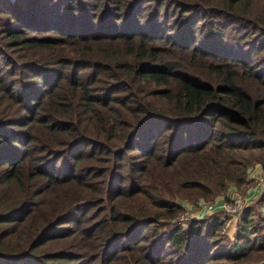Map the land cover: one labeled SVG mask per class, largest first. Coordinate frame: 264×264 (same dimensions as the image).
Listing matches in <instances>:
<instances>
[{"label": "trees", "instance_id": "1", "mask_svg": "<svg viewBox=\"0 0 264 264\" xmlns=\"http://www.w3.org/2000/svg\"><path fill=\"white\" fill-rule=\"evenodd\" d=\"M254 164L264 0H0V264H262L264 216L173 223Z\"/></svg>", "mask_w": 264, "mask_h": 264}, {"label": "rangeland", "instance_id": "2", "mask_svg": "<svg viewBox=\"0 0 264 264\" xmlns=\"http://www.w3.org/2000/svg\"><path fill=\"white\" fill-rule=\"evenodd\" d=\"M202 33H204V31ZM250 38H251V36L247 35V43H250ZM61 164H62V162L59 161L56 167L60 168ZM251 170H252V172L253 171H256V172L259 171L260 172L261 171L260 170V164H254L253 167L251 168ZM261 172H263V171H261ZM253 183H254V181L250 180L243 185L241 184L240 186L230 185L229 189L226 192V195H227V197H232V196H236V195H245L248 192L247 190L252 188ZM262 190H264V188H262L256 194L252 195L248 199V201H246V203L237 211L229 212V211L222 210V214L220 217H225L224 221H222L223 228L220 230V233L217 234L216 239H215V244H217L218 246L213 247L212 249H215V251H218L219 254L221 252L224 253L226 247H228L230 244L233 243L234 238L236 237L237 231H238V228H237L238 227L237 226L238 220L237 219L242 215L243 210L244 211L246 209L249 210L254 215V221H256L257 215H259L260 217L264 216V200L263 201L259 200L260 194L262 193L261 192ZM212 201H214V200H212ZM184 202H186L188 207H191V209H198L200 207V203H202V200H199L198 202H188V201H184ZM204 202H209V201H204ZM201 217H203V216H201ZM194 218H196V217H193V219ZM189 220H191V219H189ZM173 223L175 224V222H173ZM170 224L172 225V223H170ZM171 225H169L167 223L166 226H162L161 228L158 229V231H160V229H162V230L168 229ZM252 237H253V235L250 236V239ZM257 239H258V237H257ZM260 255L263 257L264 253L259 254V258H260ZM223 262H225V261H223ZM211 263H215V262L209 261V264H211ZM262 264H264V263H262Z\"/></svg>", "mask_w": 264, "mask_h": 264}, {"label": "built area", "instance_id": "3", "mask_svg": "<svg viewBox=\"0 0 264 264\" xmlns=\"http://www.w3.org/2000/svg\"><path fill=\"white\" fill-rule=\"evenodd\" d=\"M261 171H250V178L254 181V183L252 188L247 190V194L232 196L227 200L220 198L211 202L202 201L198 209H191V207H188V205L185 204V208L183 207L182 211L177 215L173 222H175L176 225L186 226L188 220L192 219L193 217L200 218L201 216L209 213H215L219 210H225L229 212L237 211L246 203V201H248L252 195L264 188V171Z\"/></svg>", "mask_w": 264, "mask_h": 264}]
</instances>
